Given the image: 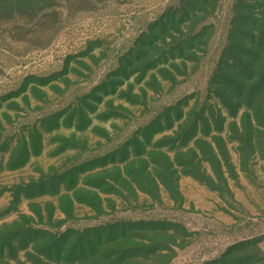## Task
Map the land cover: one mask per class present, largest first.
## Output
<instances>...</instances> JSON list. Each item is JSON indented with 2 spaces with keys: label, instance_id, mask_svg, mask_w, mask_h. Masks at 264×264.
Returning <instances> with one entry per match:
<instances>
[{
  "label": "rangeland",
  "instance_id": "1",
  "mask_svg": "<svg viewBox=\"0 0 264 264\" xmlns=\"http://www.w3.org/2000/svg\"><path fill=\"white\" fill-rule=\"evenodd\" d=\"M262 3L0 0V264H264V93L211 84Z\"/></svg>",
  "mask_w": 264,
  "mask_h": 264
},
{
  "label": "trees",
  "instance_id": "2",
  "mask_svg": "<svg viewBox=\"0 0 264 264\" xmlns=\"http://www.w3.org/2000/svg\"><path fill=\"white\" fill-rule=\"evenodd\" d=\"M261 1L263 2L261 5L262 11L258 14V18H254L249 22V31L241 38L243 42L246 40V42L242 43V47L252 48L254 52L245 51L240 48L239 44L234 45L232 55H226L225 53L221 57L218 71L211 82V84L218 87L216 104L223 107L230 115H234L235 109L242 106L251 109L256 102V97L258 101L260 95L264 93V0ZM228 61L231 64H228ZM246 92H249V98L240 99ZM234 99L238 101L236 104H233ZM209 114L213 116V111L210 110ZM135 225L140 227L137 230L155 232L160 229L157 222H142L141 226L134 222H116L97 228V233L93 235L94 240L92 241L83 236L78 241V245H83V248H85V245H89V247L93 248L92 245L96 244L98 249L101 247L109 249L114 246L120 248L123 253L131 252L135 249L145 250L146 242H151V240L145 234H134L132 228ZM121 242H123L122 245L120 244ZM66 243L61 242L62 245ZM169 249L154 248L152 253ZM100 255L102 256V254ZM138 256L140 255L131 254L129 259L132 257L136 259ZM103 257L109 259V264H111L112 260L117 257V252H108ZM218 263L219 261H215L208 264Z\"/></svg>",
  "mask_w": 264,
  "mask_h": 264
}]
</instances>
